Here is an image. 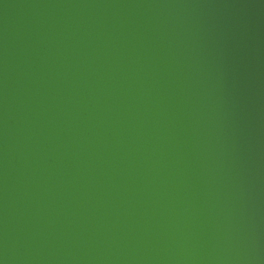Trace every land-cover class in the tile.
<instances>
[{
  "label": "water",
  "instance_id": "obj_1",
  "mask_svg": "<svg viewBox=\"0 0 264 264\" xmlns=\"http://www.w3.org/2000/svg\"><path fill=\"white\" fill-rule=\"evenodd\" d=\"M0 264H264V0H0Z\"/></svg>",
  "mask_w": 264,
  "mask_h": 264
}]
</instances>
